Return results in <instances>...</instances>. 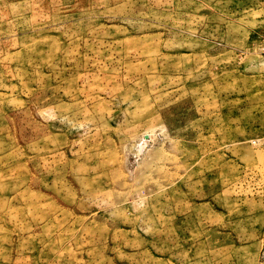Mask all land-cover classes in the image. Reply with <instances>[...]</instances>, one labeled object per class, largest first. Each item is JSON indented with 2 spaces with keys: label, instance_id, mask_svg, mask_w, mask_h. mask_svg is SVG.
<instances>
[{
  "label": "rangeland",
  "instance_id": "rangeland-1",
  "mask_svg": "<svg viewBox=\"0 0 264 264\" xmlns=\"http://www.w3.org/2000/svg\"><path fill=\"white\" fill-rule=\"evenodd\" d=\"M0 264H264V0H0Z\"/></svg>",
  "mask_w": 264,
  "mask_h": 264
}]
</instances>
